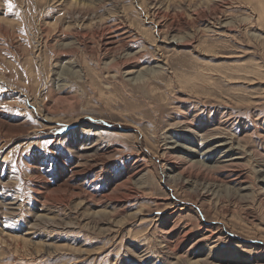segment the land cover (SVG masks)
Wrapping results in <instances>:
<instances>
[{
	"label": "rangeland",
	"instance_id": "1",
	"mask_svg": "<svg viewBox=\"0 0 264 264\" xmlns=\"http://www.w3.org/2000/svg\"><path fill=\"white\" fill-rule=\"evenodd\" d=\"M10 3L0 264H264V0Z\"/></svg>",
	"mask_w": 264,
	"mask_h": 264
},
{
	"label": "bare ground",
	"instance_id": "2",
	"mask_svg": "<svg viewBox=\"0 0 264 264\" xmlns=\"http://www.w3.org/2000/svg\"><path fill=\"white\" fill-rule=\"evenodd\" d=\"M108 38H109V37H108ZM110 39H111V38H110ZM110 39H109V40H110ZM110 41H111V40H110ZM110 41H109V42H110ZM113 43H115V42H113ZM107 44H108V43H107ZM112 48H113V47H112ZM190 164H191V163H190ZM194 165H195V164H194ZM178 179H179V178H178ZM205 192H206V191H205ZM207 192H208V191H207ZM207 192H206V193H207ZM203 194H204V193H203ZM205 231H206V230H205ZM212 233H213V232H212ZM209 238H210V237H209ZM207 239H208V238H207Z\"/></svg>",
	"mask_w": 264,
	"mask_h": 264
},
{
	"label": "snow or ice",
	"instance_id": "3",
	"mask_svg": "<svg viewBox=\"0 0 264 264\" xmlns=\"http://www.w3.org/2000/svg\"><path fill=\"white\" fill-rule=\"evenodd\" d=\"M9 7H10V8L12 7V5H11V3H10V0H9Z\"/></svg>",
	"mask_w": 264,
	"mask_h": 264
}]
</instances>
